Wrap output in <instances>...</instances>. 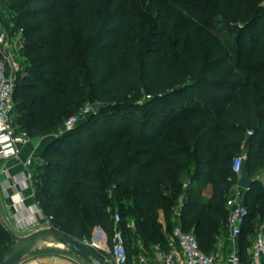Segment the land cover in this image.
Instances as JSON below:
<instances>
[{
    "label": "trees",
    "instance_id": "16d2710c",
    "mask_svg": "<svg viewBox=\"0 0 264 264\" xmlns=\"http://www.w3.org/2000/svg\"><path fill=\"white\" fill-rule=\"evenodd\" d=\"M1 4L14 13L29 60L16 77L18 130L39 136L87 103L103 104L32 163L35 200L50 225L89 242L100 225L111 247L120 213L129 263L128 224L149 246L166 242L188 173L180 222L212 254L228 223L233 158L245 153L251 178L264 169V0ZM195 181L211 185L207 199L193 197ZM246 204L242 253L245 234L264 220L262 180ZM16 242L0 217V262Z\"/></svg>",
    "mask_w": 264,
    "mask_h": 264
},
{
    "label": "built area",
    "instance_id": "2783aa9c",
    "mask_svg": "<svg viewBox=\"0 0 264 264\" xmlns=\"http://www.w3.org/2000/svg\"><path fill=\"white\" fill-rule=\"evenodd\" d=\"M22 37V36H21ZM0 49L2 57L0 59V175L7 173L11 178L8 184L4 186L6 190L12 189L10 196L11 206L15 210L14 218L7 212L4 223L9 227L14 224L18 230L30 232L40 224L41 218H46L42 209L35 203L31 211L25 205V196L22 194L24 188L33 184L32 160L25 162L26 171L23 175H11L6 168L7 163L19 158L24 145L30 137L24 131L18 130L15 122V71L18 66L15 61V52L13 39L6 32H0ZM94 106L87 103L81 109L66 118L64 130L77 126L80 122L86 120L92 113ZM62 131V132H63ZM246 158L245 153H239L233 158V169L237 173V180L234 183L227 206L229 210L228 226L231 238L234 240V246L224 256L218 254H207L199 245L197 237L193 231L185 230L182 224H176L166 242L154 244L155 258L163 264H264V223L261 224L252 240V245L246 258L243 257L239 239L243 231L249 209L246 204L247 188L240 184L243 172V163ZM183 198L180 199V206ZM115 233L112 246L104 248L105 258L111 264H128L129 254L127 249V240L123 231L118 227L121 221L120 213L115 214ZM129 226L134 224V221ZM142 261H147L148 257H142ZM32 264H46V262L37 257Z\"/></svg>",
    "mask_w": 264,
    "mask_h": 264
},
{
    "label": "crops",
    "instance_id": "0c3cea01",
    "mask_svg": "<svg viewBox=\"0 0 264 264\" xmlns=\"http://www.w3.org/2000/svg\"><path fill=\"white\" fill-rule=\"evenodd\" d=\"M1 30H4V29H3L2 24L0 22V32H1ZM54 139H55V135H53V133H51L50 131L45 133V134L39 135V136L30 137L29 141L24 145L23 151H22L20 157L14 158L7 163L6 168L8 169L10 174L11 175H23L26 171L25 162L28 161L29 159L32 160V163L37 161V160H41L42 159L41 156H42L44 150ZM10 179L11 178L9 177V175L7 173H2L0 175V206L6 207V211L9 213L10 217H12V219H13L15 210L10 205L11 204L10 196H11L12 192H14V191L12 189L6 190L4 188V186L6 184H8L9 181H12ZM253 179H260L261 180V178H258V177L253 178ZM199 185H204L209 190V193H208L206 198H200V199H207L210 195V192H211V185L206 184V183H202L200 181H195L193 193H195L197 191V188ZM22 194L25 196V205L27 206V208L29 210L32 211L34 209L35 203H36L35 189H34L33 184L24 188V190L22 191ZM9 208L11 209V212H9ZM180 211H181V206L177 205L175 207V213L173 216V221L176 224L181 223L180 222ZM0 217H2V216H0ZM39 219L42 221L43 218H41L39 216ZM160 220H161V222H163L165 224V219H164L163 213H161ZM41 221H40V223H41ZM130 223H132V222L130 221ZM131 227L134 228V224ZM10 228L14 232L15 231L24 232V231L18 230L14 224H12V226ZM165 228L166 227L164 226V232H165V236L167 239L170 232H168ZM95 243H97L99 247L101 246L98 242H96V240H95ZM239 244L241 246L240 239H239ZM153 246L154 245H150L148 249L143 248V250H141V253L139 255H135L132 253L131 257H130V261L128 264H163V262L161 260L155 258ZM233 246H234V240L231 238L229 226L227 223V229L225 232V236L224 237L218 236V239L216 241L215 251L213 253L218 254L219 256L222 257L225 254H227V252ZM48 247L49 246H44V247H40V248L34 250L32 253H30L29 255L24 257L17 264H32L33 260L37 257H40L41 259H43L46 262V264H89V262L87 260H85L84 258L80 257L79 255L71 252V250H69V249H68V251L73 253V256L70 254H66L65 250H52V248H48ZM249 250H248V252H249ZM248 252L244 251L242 253L244 258H246L248 256ZM145 256L148 257V260L143 262L141 258L145 257Z\"/></svg>",
    "mask_w": 264,
    "mask_h": 264
},
{
    "label": "rangeland",
    "instance_id": "374dc122",
    "mask_svg": "<svg viewBox=\"0 0 264 264\" xmlns=\"http://www.w3.org/2000/svg\"><path fill=\"white\" fill-rule=\"evenodd\" d=\"M2 9V12L4 14L3 18H2V22L3 20L7 21L10 20V24H9V29H5L4 26L2 25L3 29L6 30V32L10 35V37L13 39V44H14V52H15V61L16 64L18 66V69L15 71V76H19L21 75V77L23 76V74L25 72H28L29 70V65L28 62L29 60L23 56V54L21 53V47H22V43H23V39H22V32L21 30H19L18 26L14 23L13 18H14V13L12 11H6L4 4L0 5V10ZM2 24V23H1ZM22 80H24V78H21ZM64 130V123H62L61 125H59L58 127L54 128L53 130H51L50 132L53 133V135H55V138L60 135L62 133V131ZM188 173L185 174V177L183 178V183H182V188H181V196L180 199H182L185 195H186V191L188 190L189 187V179ZM258 178H261V180L264 183V169H262L258 175ZM198 192V193H197ZM209 193V190L207 189V187H205L204 185H199L197 188V191L195 193H193V197L196 198H206L207 195ZM230 196V195H229ZM6 207L0 206V216L1 220L4 222V219L6 218ZM264 223L263 221H260L259 218L257 217V221H256V227H259L261 224ZM51 226L50 222L48 221L47 218H43L41 223L36 226L32 231L42 228V227H48ZM134 228H132V231L130 233V243L131 246H133V254L135 255H139L141 253V250H143V248L148 249L149 245L148 243L143 240L142 238L138 237L136 235V233L133 230ZM227 227H222L220 230V237H224L225 236V232H226ZM30 231V232H32ZM256 228L252 233H247L245 234V243H244V251L248 252V250L250 249L251 245H252V240H253V236L255 234ZM30 232H19V231H15L17 237H23L27 234H29ZM96 232V228H94L93 231V235ZM83 241L87 242V243H95V239L92 236V240L91 242L87 241L86 239H82ZM99 244L101 246L105 247V244H108V240L102 238H99ZM108 247V245H107ZM48 248H52V250H65L66 254H70L73 256V253H71L70 251H68V249L66 248H62V247H58V246H51ZM90 264V263H89Z\"/></svg>",
    "mask_w": 264,
    "mask_h": 264
},
{
    "label": "water",
    "instance_id": "95a60500",
    "mask_svg": "<svg viewBox=\"0 0 264 264\" xmlns=\"http://www.w3.org/2000/svg\"><path fill=\"white\" fill-rule=\"evenodd\" d=\"M102 103H95L94 109L98 111L102 107ZM254 179L244 172L240 179V184L248 190L253 185ZM9 212L11 209L9 208ZM98 233L106 240L107 236L100 225L96 226V232L93 235L98 240ZM53 235L58 240L67 245V249L87 260L90 264H111L99 252L97 243H87L78 237L63 232L53 226L42 227L36 229L23 237H17V242L9 253L4 257L0 264H17L24 257L32 253L34 250L42 247L43 241ZM107 244H105L106 246Z\"/></svg>",
    "mask_w": 264,
    "mask_h": 264
},
{
    "label": "bare ground",
    "instance_id": "6f19581e",
    "mask_svg": "<svg viewBox=\"0 0 264 264\" xmlns=\"http://www.w3.org/2000/svg\"><path fill=\"white\" fill-rule=\"evenodd\" d=\"M44 246H58V247H62V248H67V245H65L64 242H62L61 240H58L56 237H54L53 235H49L42 243V247Z\"/></svg>",
    "mask_w": 264,
    "mask_h": 264
}]
</instances>
